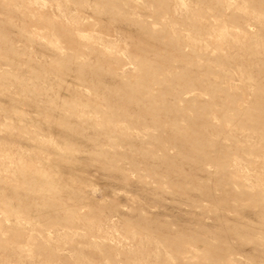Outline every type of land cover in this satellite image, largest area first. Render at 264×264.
Wrapping results in <instances>:
<instances>
[{"label": "rangeland", "instance_id": "obj_1", "mask_svg": "<svg viewBox=\"0 0 264 264\" xmlns=\"http://www.w3.org/2000/svg\"><path fill=\"white\" fill-rule=\"evenodd\" d=\"M0 264H264V0H0Z\"/></svg>", "mask_w": 264, "mask_h": 264}]
</instances>
